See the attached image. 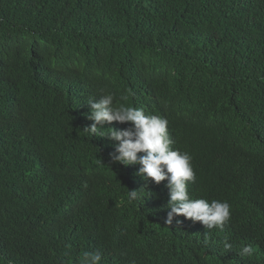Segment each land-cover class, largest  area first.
<instances>
[{
	"label": "trees",
	"instance_id": "1",
	"mask_svg": "<svg viewBox=\"0 0 264 264\" xmlns=\"http://www.w3.org/2000/svg\"><path fill=\"white\" fill-rule=\"evenodd\" d=\"M102 92L168 121L189 196L231 205L225 230L165 223L167 180L111 162L106 134L130 122L85 130ZM97 250L101 264H264V0H0V264Z\"/></svg>",
	"mask_w": 264,
	"mask_h": 264
},
{
	"label": "clouds",
	"instance_id": "2",
	"mask_svg": "<svg viewBox=\"0 0 264 264\" xmlns=\"http://www.w3.org/2000/svg\"><path fill=\"white\" fill-rule=\"evenodd\" d=\"M123 99V97L121 98ZM90 114L88 119L92 125L85 130L95 135L98 129H103L105 123H129L131 127L124 130L113 128L106 134L112 141L115 151L110 154L111 162L123 165H140L138 175L146 181L150 178L159 184L167 180L169 202L165 223L171 225L173 218L184 216L189 222L199 221L207 230L223 229L231 218V205L227 201L210 200L205 196H189L188 183L195 182L196 173L192 166V157L187 152L173 149V141L168 134V121L158 115H148L142 108H136L122 102H116L114 94L108 92L99 95V99L89 100ZM105 136V135H103ZM142 153L143 155H138ZM198 176V175H197ZM199 178V177H198ZM139 191L128 190L130 200L139 198ZM180 223V221H177ZM208 233H205L207 243ZM223 247L231 250L233 245L224 241ZM241 257L251 256L253 247L245 245L239 249ZM102 253L85 251L78 264H101Z\"/></svg>",
	"mask_w": 264,
	"mask_h": 264
},
{
	"label": "bare ground",
	"instance_id": "3",
	"mask_svg": "<svg viewBox=\"0 0 264 264\" xmlns=\"http://www.w3.org/2000/svg\"><path fill=\"white\" fill-rule=\"evenodd\" d=\"M191 184V182H189ZM223 230H225V228H223ZM225 240V239H224ZM227 240L229 241V238H227Z\"/></svg>",
	"mask_w": 264,
	"mask_h": 264
}]
</instances>
